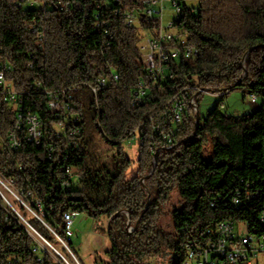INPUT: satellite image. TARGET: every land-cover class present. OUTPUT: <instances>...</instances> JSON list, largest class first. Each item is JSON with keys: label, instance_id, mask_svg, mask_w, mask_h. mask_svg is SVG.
I'll return each instance as SVG.
<instances>
[{"label": "trees", "instance_id": "1", "mask_svg": "<svg viewBox=\"0 0 264 264\" xmlns=\"http://www.w3.org/2000/svg\"><path fill=\"white\" fill-rule=\"evenodd\" d=\"M17 1L0 0V61L13 66L7 78L25 93V107L40 117L43 137L36 144L28 139L25 124L17 128L16 110L0 93V177L13 180L12 189L36 214L18 200L14 206L66 260L74 264L70 249L83 264L66 233L65 214L70 211L97 222L103 217L111 220L109 264H141L145 256L183 264L186 244L219 220L247 218L255 223L257 212L250 208H212L210 201L238 176L264 177V0H198L197 7L186 10L176 26L199 54L176 63L175 76L156 84L154 99L137 107L131 103L132 88L141 79L149 80L138 63L139 31L156 22L143 18L139 26H130L123 12L139 9L142 0H120L116 5L108 0H71L73 7L67 12L48 10L68 59H60L51 46L44 53L35 51L23 19L40 10L21 8ZM96 10L107 21L100 32H95ZM113 70L119 80L95 93L92 86L98 78ZM187 87L196 100L203 93L197 94L196 87L224 91L197 127L196 116L183 124L170 121V103ZM237 88L261 98L259 108L240 116L225 113L223 99ZM66 89L73 112L83 115V133L74 150H69L68 138L57 134L59 119L48 110L45 92ZM153 117L163 129L176 133L173 148L164 149L158 136L151 139ZM195 132L192 140L185 139ZM11 133L18 138L17 148L11 145ZM97 134L118 149L112 165L95 156ZM137 135L142 140L137 173L128 177L132 160L123 152L122 141ZM153 148L159 149L156 166ZM66 155L78 168L80 186L63 190L59 182ZM176 192L179 200L171 207ZM168 213L173 226L164 232L162 220ZM61 239L69 249L58 248ZM36 241L20 217L0 202V264H68L55 251L34 252Z\"/></svg>", "mask_w": 264, "mask_h": 264}, {"label": "built area", "instance_id": "2", "mask_svg": "<svg viewBox=\"0 0 264 264\" xmlns=\"http://www.w3.org/2000/svg\"><path fill=\"white\" fill-rule=\"evenodd\" d=\"M171 2L175 19L171 20L167 26L163 24L166 0H142V7L139 9L123 12L126 23L130 26H139L143 18L156 22V26L153 28L140 29L139 31L140 56L138 63L143 65L147 71L149 80L141 79L132 88L131 103L133 107L151 102L154 99L153 88L155 85L169 81L175 76V64L182 59L196 57L200 52L199 48L191 45L187 35L176 26L177 20L181 18L183 13L188 9H194V7L187 6L182 0H171ZM113 3L115 5L119 4L120 0L107 1V4ZM17 5L21 8L40 10V13L37 12L31 17L23 19L24 29L34 37L35 51L44 53L51 46L60 59H68L69 55L62 45L60 34L54 28L53 14L49 13L48 10L55 9L67 12L73 7V2L71 0H18ZM118 12L119 10L116 11V13ZM94 19L95 32H100L102 27L107 26V21L102 18V11L96 10ZM108 32V28H105L104 33L108 35ZM107 43L111 45V41L108 40ZM29 65L33 66V63L29 62ZM12 69L11 64L0 61V93L3 99L16 110L17 128L21 129V126L25 124L28 139L38 144L43 137L40 117L31 109L25 107V93L18 90L14 82L7 78V72ZM118 80L119 73L113 70L110 75L99 77L97 84L92 86V89L96 93L99 89ZM188 89L189 87L185 88V93L173 99L170 103V121L173 124H183L189 117L196 116L199 109L196 95L190 96ZM195 89L198 90L197 94L206 91L199 87ZM45 92L50 98L47 104L48 110L59 119L56 127L57 134L68 138L69 150H74L79 146L80 136L83 133V115L80 112H73L70 89L58 93L48 90H45ZM209 92L212 91L209 90ZM221 94H224V91ZM247 96L249 102L252 103H257L259 99L254 93ZM224 106L223 102L222 107ZM151 122L153 131L151 139L158 136L164 149L173 148L176 145V133L163 129L161 123L157 122L154 117L151 118ZM136 137L141 143V137L137 135L124 139L122 144L133 147L135 145L133 140ZM193 138V135H191L185 139L192 140ZM10 142L15 148L19 146L20 143L15 133H11ZM153 149L155 151V148ZM158 150L155 151L156 154ZM68 159V155L64 156L62 167L64 175L59 182V186L63 190L74 186L73 177L78 171V168L69 163ZM0 182L11 193L21 198L10 186L13 180L6 182L0 177ZM0 202L4 207L14 211L26 226L29 234L37 238L33 251L39 254L42 251H48L44 246L52 245L32 227L14 204L7 199L1 189ZM23 204L31 209L24 201ZM220 205L232 206L236 211L250 208L249 211L257 212L255 223H251L247 218L219 220L208 227L203 236L186 244V255L183 264H264V177L251 179L238 176L227 189L219 192L211 199L210 206L212 208ZM34 214L36 213L34 212ZM74 214L73 211L65 214L68 239L72 236L71 224ZM245 214L246 212L242 214V217ZM61 241L64 242L62 239ZM52 248L64 258L53 246ZM42 256L38 258L39 262L43 261Z\"/></svg>", "mask_w": 264, "mask_h": 264}, {"label": "rangeland", "instance_id": "3", "mask_svg": "<svg viewBox=\"0 0 264 264\" xmlns=\"http://www.w3.org/2000/svg\"><path fill=\"white\" fill-rule=\"evenodd\" d=\"M186 5L190 7H197L198 0H186ZM166 11L165 17L163 20L164 26H167L171 20L175 19L172 10V2L171 0H166L165 3ZM247 92H244L242 89L237 88L227 94L223 102L225 106L222 110L229 114L240 116L243 114L252 113L257 110L262 102V99L259 98L257 103L249 102V98L247 96ZM222 99L221 93H213L209 91H204L201 95L197 97V102H199V114L200 117H205L207 113ZM135 145L133 147H128L123 145V152L126 156H128L132 160V165L129 168L127 175L128 177H132L137 173L138 167V156H139V146L140 142L138 138H134ZM97 147L94 149L95 156H98L103 163H108L112 165V158L117 154L118 149L107 141L101 134H97ZM74 186H80L78 175H74ZM0 189L7 197L9 201L14 204V200H17L23 203L21 198H18L16 195L10 192V190L0 182ZM179 200L178 193H174L173 204H177ZM44 209L43 206L40 207ZM29 209V208H28ZM31 213H34L31 209H29ZM168 211L169 208H166ZM173 226V218L171 214H166L162 220V227L164 232H168L172 229ZM72 230V240L74 242V246L77 250L79 257L81 258L83 264H108L109 259L106 255V252L111 249L112 242L108 233V221L105 217L101 218L98 222L85 213H77L74 214L73 222L71 224ZM39 236V235H38ZM42 242V241H41ZM45 244V243H44ZM47 245V244H45ZM52 245V244H51ZM53 246V245H52ZM52 246H44L49 252L55 251ZM66 247V244L61 241V247ZM58 252H60L56 246H53ZM69 249V248H68ZM56 252V251H55ZM61 253V252H60ZM69 253L72 257L74 264H81L80 260L76 255ZM59 254V253H58ZM60 255V254H59ZM77 259V260H76ZM66 261V260H65ZM68 261V260H67ZM66 261V262H67ZM69 262V261H68ZM70 263V262H69ZM141 264H170L168 257H156V256H145L140 260ZM71 264V263H70Z\"/></svg>", "mask_w": 264, "mask_h": 264}, {"label": "water", "instance_id": "4", "mask_svg": "<svg viewBox=\"0 0 264 264\" xmlns=\"http://www.w3.org/2000/svg\"><path fill=\"white\" fill-rule=\"evenodd\" d=\"M206 91H209L208 89H205ZM213 92V91H212ZM213 93H215V92H213ZM201 123V117H200V114H199V109H198V111H197V113H196V127L199 125ZM196 135V132L194 133V135H193V137ZM155 159H154V166H156V164H157V154H155V157H154ZM154 171V168H152L151 169V171H150V173L148 174V175H150L152 172ZM143 181H144V178H143ZM149 195H150V193H149ZM110 222H111V220L108 222L109 224H110ZM128 229L130 230V231H132V229L130 228V223L128 224ZM66 244V243H65ZM67 246V245H66ZM67 248H68V246H67ZM70 250V249H69ZM70 252L73 254V256L75 255L71 250H70ZM65 259V258H64ZM66 260V259H65ZM77 260V259H76ZM67 261V260H66ZM67 263L68 264H70L68 261H67Z\"/></svg>", "mask_w": 264, "mask_h": 264}, {"label": "crops", "instance_id": "5", "mask_svg": "<svg viewBox=\"0 0 264 264\" xmlns=\"http://www.w3.org/2000/svg\"><path fill=\"white\" fill-rule=\"evenodd\" d=\"M107 260H109V259H107ZM109 263H110V261H109ZM109 263H108V264H109Z\"/></svg>", "mask_w": 264, "mask_h": 264}]
</instances>
